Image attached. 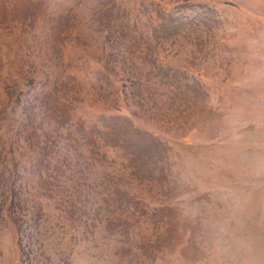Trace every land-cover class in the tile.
Segmentation results:
<instances>
[{"label": "rangeland", "instance_id": "1", "mask_svg": "<svg viewBox=\"0 0 264 264\" xmlns=\"http://www.w3.org/2000/svg\"><path fill=\"white\" fill-rule=\"evenodd\" d=\"M0 264H264V0H0Z\"/></svg>", "mask_w": 264, "mask_h": 264}]
</instances>
